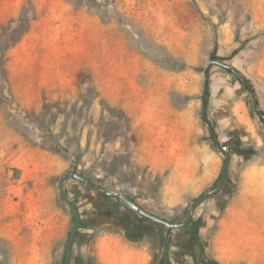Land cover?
Wrapping results in <instances>:
<instances>
[{"label":"rangeland","instance_id":"rangeland-1","mask_svg":"<svg viewBox=\"0 0 264 264\" xmlns=\"http://www.w3.org/2000/svg\"><path fill=\"white\" fill-rule=\"evenodd\" d=\"M214 54L249 80L264 114V0H0V232L19 209L17 231L37 239L48 264H64L74 217L58 184L69 171L183 222L224 166L201 115ZM207 114L231 157L229 184L189 225L169 229L105 202L145 225L131 238L166 249L164 264H264L261 183L237 185L245 166L264 165V123L218 65ZM64 187L81 215L71 264H87L94 236L126 224L97 214L101 197L84 183ZM6 254L0 237V263L12 264Z\"/></svg>","mask_w":264,"mask_h":264},{"label":"crops","instance_id":"crops-1","mask_svg":"<svg viewBox=\"0 0 264 264\" xmlns=\"http://www.w3.org/2000/svg\"><path fill=\"white\" fill-rule=\"evenodd\" d=\"M245 169L249 170L242 172L237 185L240 186L243 182L254 184L258 181L261 183V197L264 198V165H261V169L249 166H245ZM255 173L258 175H254ZM235 197L236 194L232 196V199ZM216 209L209 212V220L219 219L221 212ZM20 213L19 209L9 212L5 222L6 227L2 225L0 232L8 260L12 264H48L41 254L42 248L37 239L33 235L23 236L21 231H17L15 222L20 220ZM30 229L31 227L28 226L26 230L30 232ZM82 253L88 255L90 259L87 264H152L160 251L159 249L155 251L147 239H132L123 229H120L112 232L101 230L94 236L90 249L88 248L87 251L83 249ZM155 253L157 254L155 255Z\"/></svg>","mask_w":264,"mask_h":264},{"label":"water","instance_id":"water-1","mask_svg":"<svg viewBox=\"0 0 264 264\" xmlns=\"http://www.w3.org/2000/svg\"><path fill=\"white\" fill-rule=\"evenodd\" d=\"M221 66L226 70L231 71L244 85L245 87L249 90L253 97L254 101V111L257 114V116L260 118V120L264 123V114L261 112L258 106V101H257V96L254 87L252 84L249 82L243 74H241L236 68L233 66H230L227 64L225 61L219 60V59H211L209 62V65L204 71V94H203V103H202V119L204 123L207 125L208 130L212 136V140L215 146V149L221 153L224 156V166H223V171L222 175L220 178L219 183L215 188L212 190L208 191L207 193L201 195L199 198H197L190 206L189 212L183 222L180 223H172L164 218L157 216L147 210H145L143 207H141L137 202H135L130 196L127 194L121 193V192H115L111 191L105 188H102L101 186L95 184L93 181H91L89 178L86 176L75 172V171H69L65 174H63L60 179H59V192H60V197L63 201V203L67 206V208L70 210L74 217V223L72 226V229L69 233L66 248H65V256H64V264H71L72 263V253H73V247L74 243L76 240V236L79 230L80 222H81V216H80V211L77 207V205L69 200L66 194V190L64 188V182L69 179V178H74L82 183H84L86 186H88L90 189L95 191L96 193L109 197V198H117L121 199L124 202L127 203V205L132 208L135 212L141 214L143 217L148 218L154 222H157L159 224L165 225L169 229H181L185 228L189 223L191 222L194 212L196 208L201 205L203 202L211 198L212 196L216 195L226 184L227 179H228V174H229V168H230V161L231 157L230 155L223 149L221 146V143L219 141L218 135L211 124V122L208 119V105L210 101V70L213 66Z\"/></svg>","mask_w":264,"mask_h":264},{"label":"flooded vegetation","instance_id":"flooded-vegetation-1","mask_svg":"<svg viewBox=\"0 0 264 264\" xmlns=\"http://www.w3.org/2000/svg\"><path fill=\"white\" fill-rule=\"evenodd\" d=\"M65 188V187H64ZM92 190V189H91ZM95 192V191H94ZM67 194V192H66ZM98 194V193H97ZM101 199L99 200V203H96L95 206L98 210L97 214H100L106 218H110V219H115L116 221H118L120 224L125 223V227H123V230L125 231V233L129 236L133 238V234L135 233V228H137L138 231H144L146 229L145 225H143V223L139 224V222L136 220H130L131 218L127 215H125L124 213H121L118 210L117 206H110L108 204H106L105 200L109 199V197H105L102 196L100 194H98ZM68 197V196H67ZM117 199V198H115ZM70 200V199H69ZM120 201H123L121 199H119ZM132 208H130L131 210ZM133 210V209H132ZM131 210V211H132ZM146 210V209H145ZM81 216V215H80ZM148 219V218H147ZM134 229V230H133ZM137 234V233H135ZM143 234V233H141ZM85 237L88 236V234H83ZM142 236V235H141ZM159 257V258H158ZM156 258L160 259L159 264H164V260H169V256H168V252L165 250H161L160 253H158V256H156ZM166 263V262H165ZM168 264V263H167Z\"/></svg>","mask_w":264,"mask_h":264},{"label":"trees","instance_id":"trees-1","mask_svg":"<svg viewBox=\"0 0 264 264\" xmlns=\"http://www.w3.org/2000/svg\"><path fill=\"white\" fill-rule=\"evenodd\" d=\"M212 58L213 59H218L217 57H216V54H214L213 56H212ZM219 60H222V61H224V59H219ZM212 138V137H211ZM214 144V143H213ZM215 147V146H214ZM223 171V170H222ZM80 174H82V175H84V176H86V177H88L87 175H85L84 173H80ZM221 175H222V172H221V174H220V177H219V179H218V182H217V184L219 183V181H220V178H221ZM91 181H93V179L91 178V177H88ZM228 181V180H227ZM94 182V181H93ZM217 184L215 185V186H213L212 188H211V190L213 189V188H215L216 186H217ZM229 184V182H226V184H225V187H227V185ZM122 193H124V194H127L128 195V193H126V192H122ZM129 196V195H128Z\"/></svg>","mask_w":264,"mask_h":264}]
</instances>
